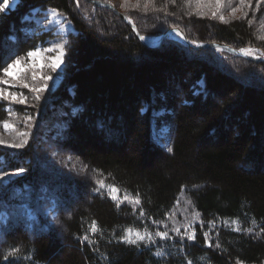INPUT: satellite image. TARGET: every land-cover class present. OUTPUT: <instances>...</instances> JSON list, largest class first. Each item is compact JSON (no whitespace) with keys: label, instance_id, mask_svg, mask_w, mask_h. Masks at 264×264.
Returning a JSON list of instances; mask_svg holds the SVG:
<instances>
[{"label":"trees","instance_id":"obj_1","mask_svg":"<svg viewBox=\"0 0 264 264\" xmlns=\"http://www.w3.org/2000/svg\"><path fill=\"white\" fill-rule=\"evenodd\" d=\"M96 1L18 0L0 13L7 63L52 38L26 31L35 27L28 16L40 13L32 10L55 7L73 26L63 79L43 116L62 124L46 134H57L49 141L59 160L42 159L46 166L33 160L32 146H0V172L28 169L0 184V264H264V79L257 78L264 59L224 50L231 67L219 69L211 47L169 38L146 47L137 39L178 29L186 44L264 51V0L224 21L212 15L214 0ZM154 124L166 126L167 148L153 139ZM94 178L130 200L92 192ZM42 195L55 199V215L32 209L28 216L25 203ZM182 197L201 219L193 241L176 251L120 239L125 229L168 223Z\"/></svg>","mask_w":264,"mask_h":264},{"label":"rangeland","instance_id":"obj_2","mask_svg":"<svg viewBox=\"0 0 264 264\" xmlns=\"http://www.w3.org/2000/svg\"><path fill=\"white\" fill-rule=\"evenodd\" d=\"M118 1V0H115ZM123 1V0H121ZM3 4V0H0V5ZM17 4V0H15V3H12L9 8L5 9V11L12 10L15 8ZM213 9L217 14L220 16H225L229 13L232 14H239L242 11V8L244 5L240 4V0H223V3L220 6L219 11H217L216 3L214 0V3H212ZM122 8V6H121ZM236 8L237 10L235 13L232 12V9ZM49 10V9H48ZM48 10H44L43 12H40L38 15H31L28 18L32 19L35 22V27L32 29V27L27 28V32L31 33L35 31L37 28L42 31L45 30L47 32L52 33V38L49 39L48 44L46 46H39L37 48L41 49V57L37 58H28L27 55L25 56L24 60L22 61V67L25 68V71L21 74L24 82L28 83L30 86H40L44 83L43 80L40 79L41 76H51L52 79L47 81L48 88L47 90L42 94L40 101H35L34 99V93L30 91L28 88H24L20 83H17L16 81L12 80V77H7L4 75V73L0 76V79H7L11 83L10 84H0V88H5L7 91H14L18 94H23L27 97V102L25 104H19V103H13L10 101H3V110L6 114L5 119L0 123V140H4L6 143H18L23 137L18 136L19 132H28L29 136L27 137L28 143L23 148H7L4 145H0L3 148L10 149L12 152L15 151H26V149L30 148L32 146L33 149V160L34 161H40L42 162V159H48L52 160L56 158V161L59 160L60 156L58 157V152L56 150V146L54 143H52L51 140L55 139V136L57 134L51 135V137L46 136L47 133H49V130L53 129L55 125L60 124L59 119L55 118V121L58 123L55 125H51L50 118H43V116H46L45 114L48 112L49 105L47 104L49 101H51V95L56 90L57 87H59L63 75H64V67H65V61L63 57V63L61 64L60 68L57 69L56 72H52L51 68L48 67V65L51 63L50 57H55L59 53V48L57 45H63V48H65L66 42H67V35L73 31V26L71 21L68 20L63 15H58L55 18H53L51 15L48 14ZM2 12V13H5ZM229 11V12H228ZM47 17V18H46ZM106 24V22L104 21ZM180 33L181 31L178 30ZM178 31L173 32L168 38L172 39L173 41H176L182 45H190L192 47H197L200 45H191L186 44L185 41L186 38H184L183 34L182 37L178 36L176 33ZM159 38L160 36H154V37H143L145 42L151 46H159ZM52 48V52H44V49ZM214 53H212L210 56L211 61L216 63L220 68L219 69H229L231 67V62L229 61V58L226 56L224 50L217 47V48H211ZM249 49V48H246ZM254 49V48H250ZM258 50V49H256ZM65 52V49H64ZM264 52L262 50H258L253 52L252 55H249L248 57H251L255 60H263L264 56H261L260 53ZM65 56V55H64ZM12 59L9 63H11ZM30 64H36L37 67H29ZM39 65H43V67H40ZM37 73V79L35 81L32 80V73ZM228 72V71H227ZM258 76L257 78L259 80L264 79V71L262 69L257 70ZM235 73V72H234ZM237 74V73H236ZM261 78V79H260ZM2 103V100H0ZM214 102L217 100L214 99ZM47 105V106H46ZM22 107V108H21ZM8 109H11V113L7 111ZM20 109V111H17ZM56 113V112H55ZM54 113V114H55ZM160 113H156L158 115ZM26 117H32L30 121L25 120ZM7 120L9 124H11L13 127L11 130H5L3 127V122ZM31 125L30 127L28 125ZM62 125V124H60ZM166 126H153V139L156 142L165 143L162 139V135H164L163 130H166ZM58 133V132H56ZM167 148V147H166ZM38 150V151H37ZM41 153V154H40ZM13 154V153H12ZM16 155V154H14ZM58 157V158H57ZM43 165H46L43 163ZM47 166V165H46ZM250 167V166H248ZM251 168V167H250ZM51 170V169H50ZM58 170V169H57ZM66 171V170H65ZM65 171H61L60 169L58 172L64 174ZM9 172V171H5ZM11 173V172H9ZM14 176L6 177L4 182H0V184H7L10 179H13ZM95 179V178H94ZM103 182L104 187H101L100 184ZM115 187L111 183L107 182L105 178H99L97 181L95 179L94 182V189L92 192L101 193L103 195H106L113 199V196H116L115 201H118L120 204L125 201H129L130 198L127 194L121 193L119 189H117L116 193H112L110 190V187ZM86 198V195H84ZM126 202V203H127ZM55 206V199L54 198H48L46 199L45 196H41L40 198H32L28 203H25L23 208L26 210V213L28 216H31L32 209L39 210L41 213L49 216L54 215L53 207ZM201 225V219L198 214H196L195 209L193 206H191L183 197L180 198L179 203L177 204V207L175 208L173 214L169 217V222L161 225L160 227L154 229V230H136L132 229L131 238L135 239V233L139 232L141 235H145L146 233L151 234V240L145 237L143 241H139L138 244H144L147 246H152L155 249H163L167 247V245H174V249L179 250V246H184L188 244L189 242L193 240L187 239V233L195 232L196 234V226ZM227 222H225L222 226H227ZM229 225H231L233 228L238 229L239 225H237L236 222H232ZM228 225V227H229ZM178 229L179 231H175ZM65 230H62L61 235L64 233ZM157 232H167L168 237L167 239H160L155 234ZM208 242H209V237ZM205 239V238H204Z\"/></svg>","mask_w":264,"mask_h":264},{"label":"snow or ice","instance_id":"obj_3","mask_svg":"<svg viewBox=\"0 0 264 264\" xmlns=\"http://www.w3.org/2000/svg\"><path fill=\"white\" fill-rule=\"evenodd\" d=\"M170 2H174V0H170ZM248 3L249 5L251 4V0H240V4L244 5L245 3ZM12 3H15V0H3V4L0 5V13L4 12L5 9L9 8L10 5ZM216 3V8L217 11H219L221 4L223 3V0H215ZM257 3L259 4V0H257ZM237 9L233 8L232 12L235 13ZM48 14L51 15L53 18H55L56 16L60 15V13L58 12L57 8L53 7L50 8L48 10ZM213 17H215L217 15V12H213L212 13ZM246 15V14H245ZM47 18V17H46ZM220 20L224 21V17L220 16ZM131 22V21H130ZM249 23H251V21H249ZM178 36L182 37V34L178 31L176 33ZM9 39H15V37H9ZM141 39H143V37H141ZM261 39H264V37H261ZM193 43H196L195 41H193ZM57 47L59 48V53L58 55H56L55 57H50L51 63L48 65V67L51 68L52 72H56L57 69L60 68L61 64L63 63V57L65 55L64 52V48L63 45H57ZM44 52H52L53 49L52 48H47L43 50ZM239 51L245 55V56H249L252 55L253 52L258 51L256 49H246V48H241L239 49ZM261 56H264V52L260 53ZM27 57L32 59V58H37V57H41V49L40 48H35L34 50H30L27 52ZM24 60V57L22 56H17L15 60H13L11 63H7V61L3 58H0V67H2L3 69V73L5 76L7 77H12L13 81H16L17 83H20L24 88H28L30 89V91L32 93H34V99L35 101H40L42 94L47 90L48 85H47V81L52 79L53 77L51 76H41L40 79L44 81L43 84H41L40 86H30L28 83L24 82L21 74L25 71V68L22 67V61ZM7 63V67H3V64ZM29 67H37L38 65L36 64H30L28 65ZM40 67H43V65H39ZM37 79V73L33 72L32 73V80L35 81ZM11 82L7 79H0V84H10ZM0 100L2 101H10L13 103H19V104H25L27 102V97L24 96L22 93L18 94L17 92H10L7 91L5 88H0ZM7 111H9L11 113V109H8ZM32 119V117H26L25 120L30 121ZM29 127L31 126L30 124L28 125ZM3 127L5 130H11L12 129V125L8 123L7 120H5L3 122ZM18 136L23 137V139H21L18 143H6L4 140H0V145H4L7 148H23L27 143V137L29 136L28 132H19ZM169 151H172L171 148H169ZM26 171H28V169L24 168V167H17L15 169L14 172H0V182H4L6 177H11V176H18L22 173H25ZM9 183H12L11 180L8 181ZM101 187H104L103 182H101L100 184ZM110 190L112 193H116L117 189L115 187L109 186ZM116 196H113V199H115ZM140 201L139 199L136 200V203L138 204ZM141 215H143V213H141ZM91 231L93 233H95L97 231V225L96 222L93 221L92 225H91ZM125 234L123 236L120 237V239L124 242V243H128V244H137L139 241H143L145 239V237L147 236V238L149 240H151V234L146 233L145 235H141L139 232L135 233V239L131 238V234H132V229H125ZM175 231H179L178 229H176ZM248 231H250V229H248ZM157 237H159L160 239H167L168 237V233L167 232H157L155 234ZM187 239L188 240H194L196 238V234L195 232H191V233H187ZM83 240L88 241L89 243H91V241L89 240V237L87 235L82 237ZM205 244H208V238H207V233H205ZM210 246V245H209ZM17 250L13 249L11 253H8L4 258L7 259L9 256H11L13 253H15ZM237 264H240L239 261H237Z\"/></svg>","mask_w":264,"mask_h":264},{"label":"water","instance_id":"obj_4","mask_svg":"<svg viewBox=\"0 0 264 264\" xmlns=\"http://www.w3.org/2000/svg\"><path fill=\"white\" fill-rule=\"evenodd\" d=\"M89 1L91 3H93L94 5H100L96 0H88V2ZM113 11H115L118 14V12L115 9H113ZM118 15L122 18V21H125L126 20V17L124 15H122V14H118ZM175 31H178V30L177 29H170L168 31H165V33H163L160 36V38H159V41H160L159 44H161L165 40V38L169 37ZM137 39L142 43L143 46H146V47H155V46H151V45L147 44L144 39H141V36H137ZM156 46H158V45H156ZM198 47H202V48H207V47L217 48V47H219V48H221L223 50H228L231 53H234L235 55H238L240 57L254 60L251 57H248V56L243 55L239 50L233 49L231 47H228L226 45L219 44V43L205 44V45H200Z\"/></svg>","mask_w":264,"mask_h":264}]
</instances>
